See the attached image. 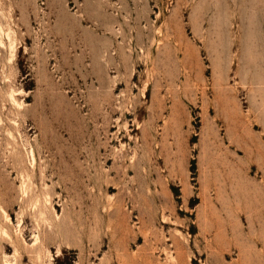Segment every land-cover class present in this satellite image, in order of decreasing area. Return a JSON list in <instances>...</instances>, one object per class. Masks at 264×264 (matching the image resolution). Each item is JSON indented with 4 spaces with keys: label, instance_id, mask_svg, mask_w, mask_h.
<instances>
[{
    "label": "rangeland",
    "instance_id": "1",
    "mask_svg": "<svg viewBox=\"0 0 264 264\" xmlns=\"http://www.w3.org/2000/svg\"><path fill=\"white\" fill-rule=\"evenodd\" d=\"M0 204V264H264V0H0Z\"/></svg>",
    "mask_w": 264,
    "mask_h": 264
},
{
    "label": "bare ground",
    "instance_id": "2",
    "mask_svg": "<svg viewBox=\"0 0 264 264\" xmlns=\"http://www.w3.org/2000/svg\"><path fill=\"white\" fill-rule=\"evenodd\" d=\"M4 98V97H3ZM140 141V140H139ZM31 156H32V160H34V162H35V157H34V152H33V150L31 151ZM19 155V154H18ZM21 155V154H20ZM20 157V156H19ZM18 157V158H19ZM20 159V158H19ZM18 159V160H19ZM25 161V160H24ZM26 163V162H25ZM34 165V164H33ZM22 166V165H21ZM15 168V167H14ZM18 169V168H17ZM23 169V166H22V168H21V170ZM16 170V169H15ZM24 171V170H23ZM22 172V171H21ZM23 173V172H22ZM27 196V195H26ZM24 197H25V195H24ZM22 198H23V196H22ZM24 199V198H23ZM28 202V199H25L22 203H27ZM6 204V203H5ZM1 205V204H0ZM31 206V205H30ZM2 207V206H1ZM23 207H24V205H23ZM5 211V210H4ZM3 211V212H4ZM2 212V211H1ZM0 212V213H1ZM3 214V213H2ZM6 214V213H5ZM7 215V214H6ZM3 216V215H2ZM9 217V216H8ZM8 217H6V219L8 218ZM49 218V217H48ZM51 218V217H50ZM60 219V218H59ZM1 220H2V217H1ZM0 220V221H1ZM4 221V220H3ZM7 221V220H6ZM10 221V220H9ZM56 221V220H55ZM8 222V221H7ZM10 223V222H9ZM51 223V222H50ZM5 224V223H4ZM4 224H2L3 226H6V224L4 225ZM3 226H1V227H3ZM55 227V226H54ZM7 228V227H6ZM8 229V228H7ZM2 230V229H1ZM9 232V230L8 231H6L5 232V235L3 236V238H8V240L9 241H11L13 238L12 237H10V234L8 233ZM21 232V231H20ZM2 234V233H1ZM1 234H0V239H1ZM2 240V239H1ZM17 240V239H16ZM15 240V241H16ZM3 241V240H2ZM5 241V240H4ZM12 242V241H11ZM43 242V241H42ZM6 243H7V240H6ZM14 243V242H13ZM9 244H10V242H9ZM44 244V243H43ZM40 248H41V246H40ZM33 249V248H32ZM31 249V250H32ZM35 249H38V246H37V248H35ZM40 251V250H39ZM37 254V253H36ZM41 259V258H40Z\"/></svg>",
    "mask_w": 264,
    "mask_h": 264
}]
</instances>
